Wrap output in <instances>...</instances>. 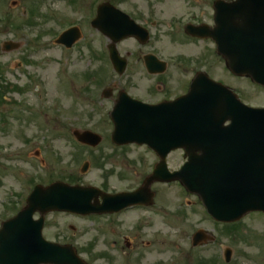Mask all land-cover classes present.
Masks as SVG:
<instances>
[{"label": "rangeland", "instance_id": "rangeland-1", "mask_svg": "<svg viewBox=\"0 0 264 264\" xmlns=\"http://www.w3.org/2000/svg\"><path fill=\"white\" fill-rule=\"evenodd\" d=\"M94 2L96 0H0V90L5 96L4 102H0V227L23 208L37 184L47 186L52 180L56 182L73 175L78 177L79 186H102L107 174L113 172L108 178V189H129L136 185V175L143 177L153 166V156L142 149L132 146L117 150L111 143L112 131L107 126V115L112 104L103 97V92L112 90L116 97L131 79L119 77L100 56L105 40L90 26L94 18L91 13ZM173 2L164 3L163 13L176 14ZM35 5L38 14L31 22L34 26L29 28L26 26V10ZM46 16L50 19H42ZM5 19L9 20L8 24ZM72 23L82 26V39L73 48L72 67L67 69L66 75H61L64 64L60 70L59 58L63 57L54 41ZM6 41L19 43L20 48L3 52ZM166 42L167 39H163L162 43ZM134 47L132 41H126L120 49L125 52ZM69 55L66 53L65 56ZM214 76L222 81L229 78L223 68L222 74L216 70ZM134 79L137 80L133 78L132 81ZM231 81L232 86L239 89L244 85L240 80ZM146 82L142 80V85ZM251 91L250 102L264 104V95L259 94L257 88ZM57 100L59 105H56ZM49 105V110L44 109ZM74 130L98 133L102 143L95 149H82L72 140L70 131ZM25 138L31 143L27 144ZM139 157L141 165H134ZM95 158L102 160L103 167L96 166ZM86 162L90 164L89 169L81 174ZM178 162L177 152L172 155L169 167L178 168ZM121 170L129 174L130 179L121 180ZM153 191L170 202L168 210L174 224L167 222L168 214L165 219L155 210L151 213L131 211L124 216V225L111 224L109 227L106 226L111 220L106 218L52 213L46 216L43 235L61 245H74L85 261H92L89 244L96 246L94 256L109 254L113 258L109 264H127L131 256H144L142 264H197V257H218L221 260V249L229 246L235 251L233 264H264V214L247 215L235 228V233L223 236V227L213 224L201 212L187 218L178 215L185 209V198L181 197L183 189L178 184L157 186ZM156 205L160 203L156 202ZM199 227L215 237L216 243L186 257L185 252L193 250L191 240ZM124 237L130 241L136 237L139 248L127 249L125 243L122 245ZM123 246L124 253L120 250ZM242 251L246 258L239 256ZM93 260H99L96 264H108L104 258L93 257ZM222 261L219 263L224 264ZM132 263L136 264V261Z\"/></svg>", "mask_w": 264, "mask_h": 264}, {"label": "water", "instance_id": "water-1", "mask_svg": "<svg viewBox=\"0 0 264 264\" xmlns=\"http://www.w3.org/2000/svg\"><path fill=\"white\" fill-rule=\"evenodd\" d=\"M237 5L238 14L249 17L232 33V43L237 51L231 56L226 52L224 57L234 73L264 84V0H239ZM186 99L190 103H202L195 92ZM152 110L154 108H143L145 113ZM203 110L198 106L190 107L191 116L184 119V123L172 119L173 124L167 131L185 137L205 134V140L189 141L190 144L203 143L204 147L186 149L190 161L175 178L163 173L165 163H161L155 179H180L187 188L201 193L209 212L219 220L234 222L248 212L264 211V110L234 104L228 105L227 113L217 116H210L211 110ZM115 121V143L146 142L156 148L163 159L170 152L153 144L151 127L154 120L151 116L147 122H141L137 117L126 119L116 115ZM227 121L231 124L225 127ZM121 132H124L122 136ZM196 152L201 156L194 155ZM95 196L91 190L72 189L61 184L48 189L36 188L26 210L4 224L0 232V264H84L71 248L45 242L42 238L43 217L37 222L32 217L36 211L42 215L53 210L82 214L96 212L90 204ZM203 238V234L196 237L198 240Z\"/></svg>", "mask_w": 264, "mask_h": 264}, {"label": "flooded vegetation", "instance_id": "flooded-vegetation-1", "mask_svg": "<svg viewBox=\"0 0 264 264\" xmlns=\"http://www.w3.org/2000/svg\"><path fill=\"white\" fill-rule=\"evenodd\" d=\"M129 1L134 4L129 5ZM129 1L123 0L118 5L140 27L135 38L129 39L135 44L132 51L123 52L120 49L119 54L126 61L124 77L131 79L124 89L131 91L129 93L133 98L153 106L170 105L162 111L163 114L183 117L184 112H179L172 104L187 95L195 81H198L200 94L211 93L213 86L207 80L208 76L213 82L226 86L244 104L259 106L250 102L249 94L255 86L250 80L239 78L228 70L218 53L217 43L209 39L207 34L196 32L195 29L189 31L188 28L207 26L208 29H217L215 16L221 17L226 10H216L215 6H221L220 1L230 4L235 0H173L174 7H178L175 8V15L162 11L164 3L172 0ZM163 39H167V42L162 43ZM182 55L185 57L182 58ZM222 68L230 79L222 81L214 76L216 70L219 75L222 74ZM133 78L137 80L132 81ZM142 80L148 82L142 85ZM231 80H240L244 84L241 90L238 86H232L234 83ZM256 88L259 94L264 95V88ZM111 100L114 104L117 99ZM131 246L128 242L127 247Z\"/></svg>", "mask_w": 264, "mask_h": 264}]
</instances>
